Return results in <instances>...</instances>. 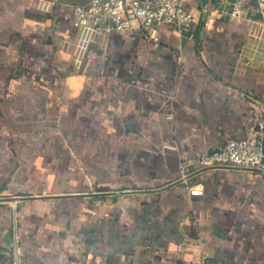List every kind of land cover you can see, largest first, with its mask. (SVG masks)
Returning a JSON list of instances; mask_svg holds the SVG:
<instances>
[{"label":"crops","instance_id":"1","mask_svg":"<svg viewBox=\"0 0 264 264\" xmlns=\"http://www.w3.org/2000/svg\"><path fill=\"white\" fill-rule=\"evenodd\" d=\"M88 1L0 0V264L15 235L23 264H195L200 242L216 263L264 264V173L201 170L203 195L177 181L264 113L259 0L159 42L114 29L76 68L61 14Z\"/></svg>","mask_w":264,"mask_h":264},{"label":"built area","instance_id":"2","mask_svg":"<svg viewBox=\"0 0 264 264\" xmlns=\"http://www.w3.org/2000/svg\"><path fill=\"white\" fill-rule=\"evenodd\" d=\"M197 2L194 5L189 3ZM264 8V0H259ZM234 18H248L246 0H219L212 6L201 0H89L84 4H71L62 12L61 18L78 32L74 51V65L80 68L89 45L95 39L111 31L144 30L155 42H159L160 29L177 26L192 30L202 23L212 10ZM255 38L264 40V26ZM262 47V46H261ZM263 48V47H262ZM234 168L264 173V113L256 114L251 136L232 140L217 146L207 155L181 162L177 181L183 182L191 195H203L201 184H190L189 179L201 170L209 168ZM195 264H220L211 260L201 242ZM182 250V247H179ZM11 264H23L18 236L11 244Z\"/></svg>","mask_w":264,"mask_h":264},{"label":"water","instance_id":"3","mask_svg":"<svg viewBox=\"0 0 264 264\" xmlns=\"http://www.w3.org/2000/svg\"><path fill=\"white\" fill-rule=\"evenodd\" d=\"M201 1H202L203 3H205V4L208 2V0H201Z\"/></svg>","mask_w":264,"mask_h":264}]
</instances>
